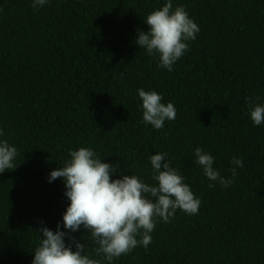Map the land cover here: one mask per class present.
Here are the masks:
<instances>
[{"label":"trees","instance_id":"trees-1","mask_svg":"<svg viewBox=\"0 0 264 264\" xmlns=\"http://www.w3.org/2000/svg\"><path fill=\"white\" fill-rule=\"evenodd\" d=\"M164 2L49 0L34 11L30 0H0V128L20 153L0 174V264H31L39 221L62 222L63 179L47 178L79 147L113 164V178L147 183L148 157L167 153L201 201L114 264H264V125L253 126L245 103H264V0H173L200 32L172 72L135 44ZM138 88L173 102L175 120L145 126ZM196 147L226 177L233 156L244 161L232 186L208 187ZM74 235L99 259L89 233Z\"/></svg>","mask_w":264,"mask_h":264},{"label":"clouds","instance_id":"clouds-1","mask_svg":"<svg viewBox=\"0 0 264 264\" xmlns=\"http://www.w3.org/2000/svg\"><path fill=\"white\" fill-rule=\"evenodd\" d=\"M49 0H30L34 11H39ZM147 31L136 33L135 44L146 54L158 60L157 66L173 71V66L189 49V42L197 38L200 28L189 16L183 5L173 7V0H165L161 7L149 12L143 21ZM138 110L141 122L155 130L164 128L166 122L175 120L177 110L173 102H162L163 95L156 91L137 89ZM246 115L253 126L264 125V103L259 98L247 97ZM0 128V174L17 167L20 155L16 146L4 139ZM195 164L208 179L209 188L217 184L221 188L233 185L237 169L244 167L239 156L230 160V176L221 175L214 167L211 152L196 147L193 150ZM151 180L141 176L120 173L113 164L91 147H79L68 151L62 167L52 170L48 182L62 178L64 196L68 204L55 230L43 220L39 221L37 246L32 252L31 264H114L121 256L128 255L137 247L147 249L152 243V233L160 221L168 223L177 211L187 215L199 212L201 201L195 196L184 176L174 168L167 153H155L148 157ZM86 231L94 243V253L86 252V246L74 235Z\"/></svg>","mask_w":264,"mask_h":264}]
</instances>
